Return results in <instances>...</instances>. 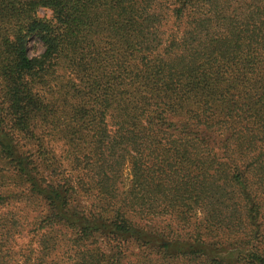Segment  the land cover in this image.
I'll list each match as a JSON object with an SVG mask.
<instances>
[{"label":"trees","instance_id":"16d2710c","mask_svg":"<svg viewBox=\"0 0 264 264\" xmlns=\"http://www.w3.org/2000/svg\"><path fill=\"white\" fill-rule=\"evenodd\" d=\"M0 264H264V0H0Z\"/></svg>","mask_w":264,"mask_h":264},{"label":"rangeland","instance_id":"374dc122","mask_svg":"<svg viewBox=\"0 0 264 264\" xmlns=\"http://www.w3.org/2000/svg\"><path fill=\"white\" fill-rule=\"evenodd\" d=\"M30 49H31V54L35 55L37 53H40L43 50V47L37 39H34L30 42ZM124 175H125V186H128L131 179H132V174L130 173V165L128 162L124 168ZM186 207H192L190 200H187V206ZM201 208H202V205L200 203L197 205H194L195 211L200 210Z\"/></svg>","mask_w":264,"mask_h":264}]
</instances>
